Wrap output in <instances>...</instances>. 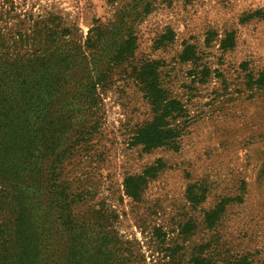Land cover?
<instances>
[{
	"label": "rangeland",
	"instance_id": "1",
	"mask_svg": "<svg viewBox=\"0 0 264 264\" xmlns=\"http://www.w3.org/2000/svg\"><path fill=\"white\" fill-rule=\"evenodd\" d=\"M152 123L176 145H135ZM0 191L12 264H79L87 233L264 264V0H0Z\"/></svg>",
	"mask_w": 264,
	"mask_h": 264
},
{
	"label": "trees",
	"instance_id": "2",
	"mask_svg": "<svg viewBox=\"0 0 264 264\" xmlns=\"http://www.w3.org/2000/svg\"><path fill=\"white\" fill-rule=\"evenodd\" d=\"M99 38L100 36L98 33L91 31V36L87 42L93 43L98 41ZM132 41L133 40H129V42H126L124 48L119 47L116 49L114 53V63L112 69L121 68L126 64H132L130 58L133 56V54L130 47L126 48L127 46L132 45ZM149 100L151 101L152 105H156L158 103L159 97L154 95L153 97L149 98ZM173 131L175 132L176 137H179L183 134L181 133L182 130L180 126H177ZM135 143L137 146L144 147L145 150H152L167 145H176L177 139H168L165 135V132L157 128L156 124L152 123L149 125L147 131L142 137H140V139H135ZM130 179H132V177L127 178L124 182L125 193L131 198L138 199L143 192V188L130 187L128 182ZM9 208H12L11 203L7 202V200H3L2 196H0V264H12V262L9 261L11 256L10 251L13 253L15 250L16 254H14L12 257H16L18 259L26 258L28 255L29 239L26 234L21 231H16L13 233V218L11 213L8 212L9 215L7 214V209ZM159 238L160 236L158 239ZM93 243H96V238H93L87 233L83 244L85 248L79 254L81 259L79 264H137L136 261H134L136 257L131 250H127V255L124 256V253L120 249L113 250L112 252L110 249L100 250L93 247ZM214 245H216V243H214ZM163 251L165 259L163 264H240V260H237L227 252L225 256L228 257V259L224 257L223 260H221V253L217 252L218 250L215 247H209L202 252H198L196 249H193L192 253H190L191 259L189 261H186V258L189 256V254H182L180 257L178 256L174 259V252L169 254V249ZM59 255L60 254H58V256ZM166 259L169 260L166 261ZM43 264L56 263L54 260H52L51 263L46 262Z\"/></svg>",
	"mask_w": 264,
	"mask_h": 264
}]
</instances>
